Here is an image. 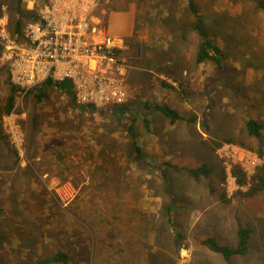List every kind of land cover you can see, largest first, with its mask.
<instances>
[{"label": "rangeland", "instance_id": "374dc122", "mask_svg": "<svg viewBox=\"0 0 264 264\" xmlns=\"http://www.w3.org/2000/svg\"><path fill=\"white\" fill-rule=\"evenodd\" d=\"M258 1L196 0L225 50L219 76L213 64L195 62L186 0H100L95 21L125 44L122 113L82 109L53 90L37 102L19 89L6 114L13 83L0 65V264H36L57 251L69 254L65 264H227L201 240L236 247L239 227L249 229L247 249L231 264H264V186L250 192L264 172ZM44 2L22 0L17 9L16 0H0L5 30L23 39ZM144 102L166 103L185 119L171 124ZM247 116L262 123L259 138L247 133ZM202 165L208 174H190ZM234 165L246 173L244 185Z\"/></svg>", "mask_w": 264, "mask_h": 264}, {"label": "built area", "instance_id": "2783aa9c", "mask_svg": "<svg viewBox=\"0 0 264 264\" xmlns=\"http://www.w3.org/2000/svg\"><path fill=\"white\" fill-rule=\"evenodd\" d=\"M100 0H46L23 39L0 18V65L12 83L30 91L46 79L69 80L76 100L96 107L127 100L124 39L95 21Z\"/></svg>", "mask_w": 264, "mask_h": 264}, {"label": "trees", "instance_id": "16d2710c", "mask_svg": "<svg viewBox=\"0 0 264 264\" xmlns=\"http://www.w3.org/2000/svg\"><path fill=\"white\" fill-rule=\"evenodd\" d=\"M175 0H172L174 3ZM22 0H16V7L17 9L20 8ZM257 7L264 12V2L258 1ZM172 8V6H171ZM186 11L189 16L188 26L192 30L196 32L198 35V44L196 48L195 54V62L196 63H211L216 68V71L219 76H222L224 73L225 67V50L224 47L218 42L217 38L210 32L208 29L205 18L201 12L200 6L197 4L196 0H186ZM37 18L36 15L32 18L35 20ZM15 32H20V21L17 22L14 28ZM19 88L14 84H10L9 93L4 100L3 112L9 113L13 109L16 94ZM59 91L64 93L70 103L74 106L80 107L82 109L90 108L95 109L96 106L92 104H80L76 102V96L74 88L72 87V83L69 80H62V81H54L52 79L44 80L40 85L34 87L32 90L28 92L34 93L35 100L37 102H41L44 99L49 98L50 91ZM114 108L116 113L121 112L127 109V105L125 103L118 104V105H109ZM144 106L160 111L164 116H166L171 124L175 122L185 119L177 110L170 107L166 103H150L144 102ZM188 119V120H193ZM144 124L148 127V122L146 119H143ZM245 127L247 133L251 136L259 138L261 135V129L263 128L262 123L252 117L247 116L245 120ZM128 133L130 136L131 145L136 152L137 157H143L141 147L138 145L136 140V133L134 131L133 123H130L128 126ZM1 134V132H0ZM226 141H233V139H226ZM218 144V143H217ZM259 155L263 154L262 150H256ZM190 174L198 177L200 174H208L209 169L205 167V165L190 168L188 169ZM231 173L235 176L236 182L239 185H244L247 181V175L242 170V168L238 165H234L231 169ZM224 178V173H223ZM258 181L253 184L250 192H254L257 189H261L264 186V172L262 175H257ZM221 198L223 201H228L226 193L223 191L221 194ZM238 235V245L236 247H232L228 244H223L217 241L214 236H207L201 240V243L204 244L208 249L220 253L223 258L227 261V264H231V258L235 254H244L247 249V243L249 238V229L246 227H239L237 230ZM70 260V256L65 251H57L40 261L36 264H50V263H67Z\"/></svg>", "mask_w": 264, "mask_h": 264}, {"label": "crops", "instance_id": "0c3cea01", "mask_svg": "<svg viewBox=\"0 0 264 264\" xmlns=\"http://www.w3.org/2000/svg\"><path fill=\"white\" fill-rule=\"evenodd\" d=\"M110 34H115V33H110Z\"/></svg>", "mask_w": 264, "mask_h": 264}]
</instances>
